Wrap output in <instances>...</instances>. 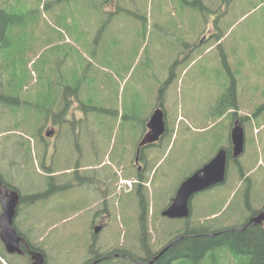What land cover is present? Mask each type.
Masks as SVG:
<instances>
[{
	"label": "rangeland",
	"instance_id": "1",
	"mask_svg": "<svg viewBox=\"0 0 264 264\" xmlns=\"http://www.w3.org/2000/svg\"><path fill=\"white\" fill-rule=\"evenodd\" d=\"M2 3L15 15L13 33L0 40V92L7 95L5 106L0 103V135L15 144L14 151L7 149L6 159L14 162L15 183L33 194L47 189V176L58 183L73 178L77 157L73 138L78 133L73 126L67 128L63 111L67 103L62 99L56 121L59 135L52 147L56 152L45 159L47 168L39 140L40 107L51 106L66 87L71 89L68 102L76 107L81 103L85 110L76 109L77 118H82L81 136L86 130V142H95L98 153L105 155L100 163L123 174L119 195L112 197L114 208H109L113 218L98 234L92 228L94 197L80 188L59 189L50 199L22 206L15 223L46 249L50 264H87L92 248L107 255L125 250L147 256L139 222L138 170L146 176L142 195L149 209L151 250L156 252L185 229L187 219H171L163 211L188 176L231 146L234 110L244 120L245 147L237 160L246 175L242 177L238 161L231 160L224 183L193 197L192 221L214 226L237 223L252 209L264 207V0ZM46 65L57 67L48 71ZM231 73L237 80L238 109L226 104ZM53 85L58 92H50ZM158 105L165 110L168 129L160 142L144 149L145 158L135 162V143ZM132 130L131 144L127 139ZM120 160L124 165L118 167ZM81 161L89 166L85 162L92 156ZM123 169L134 174L125 175ZM122 179L138 182L130 187ZM133 186L134 192L119 193ZM97 189L108 192L107 184ZM107 200L110 204L112 199ZM121 257L113 255L106 264H138ZM239 261L221 247L195 264ZM0 264L29 263L22 255L8 253L0 239Z\"/></svg>",
	"mask_w": 264,
	"mask_h": 264
},
{
	"label": "flooded vegetation",
	"instance_id": "2",
	"mask_svg": "<svg viewBox=\"0 0 264 264\" xmlns=\"http://www.w3.org/2000/svg\"><path fill=\"white\" fill-rule=\"evenodd\" d=\"M0 103L3 104V106H5V104L7 103V95L5 92H0ZM79 103V102H78ZM159 106V105H158ZM157 106V107H158ZM80 107L82 109V111L84 112V107L83 105H81V103H79L76 107V103H67L64 108L63 111L66 113V117L65 119L67 120L66 124H67V128L71 129L73 126V129L76 130V132L78 133L76 135V137L74 136L73 138V144H74V148L76 151V163L74 165V167L71 169V173L73 175V178L71 177L66 183H62V182H55L56 179L54 178V176H47L48 177V181L46 183V188L44 190H40L36 193L33 194H27L25 192H23L19 186L17 185V183H15L16 178H17V171L13 168V164L14 162L11 164L7 163V149H12V151H14L15 149V144H13L11 141V139L9 140L8 137H4L5 135H0V205L1 204V199L2 198H10V195H12V191H16L19 193V204L16 208V213H15V218H14V225L17 228V230L20 232L19 234L21 236H23L25 242H22V248L24 253L23 254H19L24 256L25 258H27V261L29 264H32L33 262V258L31 255L32 250L34 251H40L44 254L45 256V260H46V264H50L49 262V256L48 253L46 252V249L36 245L35 243H33L28 237L27 235L24 234V232L20 231V227L18 225H16L15 221L16 219H18V217H21L22 215V206L28 205L29 203H34L40 199H50L51 196L54 194L55 191L59 190V189H74V188H80L81 190H84L86 192H88L90 195H92L94 197L95 203H93V205H97L96 208L92 211V221H93V232L95 231V229L97 227H101V230L103 229V226H105L108 223V220H111L112 214H111V210H109V208L113 207L115 204L114 201V197L118 196V183L120 182V177L123 174H118L117 170H114L116 168H111L108 166V163H100L102 160V157L104 158L105 155H100L99 153H97V145L95 144V142H86V138H88L89 134L86 130H84L83 132V136H81V126H80V122L82 120L81 117L77 118V108ZM156 107V108H157ZM41 109V116L40 119L43 122L42 128L40 129V132H42L41 136L42 138L39 136V140L41 141L42 145H43V151H42V162H43V166L46 167V158L51 156V152L53 151L54 153L56 152L55 148L53 147V144L56 143L57 137L59 135L58 132V124L56 123V121L59 122V118L58 115L60 114V100H55L51 106H45V107H40ZM235 122H238L240 124H242L244 126V123L242 121V119L240 117H236L235 118ZM65 127V126H64ZM44 129V130H43ZM147 131V130H146ZM134 130L131 131L130 136L128 137L127 141H131L132 143H134ZM49 134V135H48ZM68 139L71 140L72 138L70 137V134L68 135ZM51 142V145H49V143ZM140 142V141H139ZM139 142L137 141L135 143V155H136V159L135 162H137V157H140L141 155V151L138 153V144ZM158 143V142H157ZM232 143V141H231ZM45 144L48 146L46 148ZM156 144V143H155ZM89 149V150H86ZM230 148V152L228 150V158L229 161L230 159H236L233 157V144H231ZM87 151L91 154V152H94L92 157V161L91 162H87L86 158L84 159L85 156H87ZM81 159H84L86 162V164H90L89 166H82L79 165L78 167H76L77 164H79V161H81ZM110 163L112 164L111 166H113V163L111 160H109ZM100 163V164H99ZM99 164V165H98ZM135 164V163H134ZM7 165V166H6ZM123 162L121 163V165H118V167L123 166ZM104 166V167H103ZM103 167V168H102ZM47 168V167H46ZM105 168H107V170H105ZM137 169H140V167H137ZM123 172L125 175H130V174H134L133 172H129V173H125L124 169ZM92 180V181H90ZM123 180V179H122ZM132 183L130 185V187L132 186V184H136L138 181L136 179H131ZM123 182V181H122ZM108 187V192L106 194V190L103 193L101 190L99 191L97 189V185H104ZM116 186H117V192H116ZM136 190V189H135ZM134 186L127 191H121L119 192L121 193H131L134 192ZM108 194H110V197H107ZM117 194V195H116ZM113 197V198H112ZM100 199L99 201H97V199ZM108 198H111V202L109 204L108 202ZM114 201V203H113ZM3 209V207H2ZM99 209V210H98ZM264 209H261L260 211H255L253 213H251L252 215L248 217V219L246 220V222L239 227V230H245L247 227H253V226H257V225H261L264 226V222L263 223H256L253 222L252 219L257 216L261 211H263ZM3 212V210H2ZM1 212V213H2ZM0 213V215H1ZM114 216V214H113ZM94 234H98L95 233ZM5 247V245H4ZM6 248V247H5ZM95 251V252H94ZM8 252V251H7ZM128 254L122 252L118 254H113L115 256H119L122 255L123 257H125L124 259H131L132 262H136L138 264H154V262H156L158 259H155L158 256L159 252H154L151 254L149 252H146L147 256H141L139 254H134L131 251H127ZM9 253V252H8ZM13 255H17L18 253H11ZM92 255L93 258L87 262V264H106V261L108 259L111 258V256L113 257V255H107L104 252H99L95 249H92ZM121 257V258H123Z\"/></svg>",
	"mask_w": 264,
	"mask_h": 264
},
{
	"label": "trees",
	"instance_id": "3",
	"mask_svg": "<svg viewBox=\"0 0 264 264\" xmlns=\"http://www.w3.org/2000/svg\"><path fill=\"white\" fill-rule=\"evenodd\" d=\"M3 6H4L3 3L0 4V40L1 41L4 40V38L10 33H13L14 31L13 25H14V17H15V15L13 14L14 13L13 10L8 11ZM220 40L221 39H219V41ZM56 67L57 65L55 66L54 69H51L49 65H46V69L48 71H55ZM231 75H232V83L229 86V90L225 95V98L227 99L226 104L227 106L229 105L230 107H234L235 109H238L239 96H238L237 80L233 73H231ZM50 92H58L55 85L52 86ZM64 92L65 94L59 96L58 98H55V100L61 101L62 99L63 102L68 103V96L66 95L68 92H71V89L69 87H66ZM10 111L12 112L11 109ZM234 116L235 118L240 117L237 111L236 112L234 111ZM241 119L244 123L243 118ZM126 148L127 145H125V150L122 159H125ZM226 148L230 152L229 146ZM93 154L94 152H91V154L85 156L84 159ZM140 158L142 159L145 158L144 149H142L141 151ZM237 159L238 158L236 159L231 158L230 161L231 160L238 161ZM121 160H120V165H121ZM81 162L82 161H79V164H77L76 167L81 165ZM238 165L240 166V172L242 177H245L246 173L244 172L242 166L240 165V161H238ZM136 176L139 177V179L141 180V183L137 185L136 189H138V192L140 194V205L142 209V213L139 218V222L141 226L142 248L145 251L152 254L153 251L151 249L153 248L152 247L150 248L149 239H148L150 233L148 228L149 209H148L147 200L142 195L144 187H146L144 184V180L146 179V176L141 170L137 171ZM261 209H264V207ZM261 209H259L258 211H260ZM252 210L253 212L257 211L254 209ZM251 215L252 214L250 213L247 216H245L243 218V221L241 222L225 223L221 226L197 224L192 221L193 205L191 201V215L190 217L185 218L187 219L186 228L177 232V235L171 238L169 242H166L162 248L160 249L157 248L158 250L156 252L161 253L162 250L165 251L158 258V260L154 262V264H172L176 260L187 261L188 264L190 262L192 264L199 263L210 254L211 256H214L216 250L221 247L230 249L235 256L239 257L240 259L239 264H264V226L261 225H257L253 227L250 226L247 227L245 230H239L240 229L239 227H241L246 222L248 217ZM97 251L100 252V250ZM120 251H123L126 254H128L125 250H120Z\"/></svg>",
	"mask_w": 264,
	"mask_h": 264
},
{
	"label": "water",
	"instance_id": "4",
	"mask_svg": "<svg viewBox=\"0 0 264 264\" xmlns=\"http://www.w3.org/2000/svg\"><path fill=\"white\" fill-rule=\"evenodd\" d=\"M167 128L165 110L159 106L151 114L147 122V131L138 144V153L142 148L144 149L159 142L165 135ZM231 141L233 144V157L238 158L245 147V129L242 124L235 122L231 130ZM138 160L139 157H137ZM228 164V150L224 147L219 150L213 159L180 184L171 203L164 209L163 216L171 219L190 217V204L193 197L201 191L224 183L227 178ZM1 204L3 212L0 215V239L9 253L23 254L22 242H25V240L14 225L16 208L19 204V193L12 191L10 198L1 199ZM252 221L263 223L264 210L255 216ZM99 231H101V227H97L94 232L99 233ZM164 251L162 250L155 259H158ZM31 255L33 258L32 264H46L45 256L42 252L32 250Z\"/></svg>",
	"mask_w": 264,
	"mask_h": 264
},
{
	"label": "built area",
	"instance_id": "5",
	"mask_svg": "<svg viewBox=\"0 0 264 264\" xmlns=\"http://www.w3.org/2000/svg\"><path fill=\"white\" fill-rule=\"evenodd\" d=\"M123 183H125L126 185H127V184L131 185L132 180H124Z\"/></svg>",
	"mask_w": 264,
	"mask_h": 264
},
{
	"label": "bare ground",
	"instance_id": "6",
	"mask_svg": "<svg viewBox=\"0 0 264 264\" xmlns=\"http://www.w3.org/2000/svg\"><path fill=\"white\" fill-rule=\"evenodd\" d=\"M233 109H235V108H233ZM235 111V110H234ZM236 112V111H235ZM240 115V114H239ZM241 116V115H240ZM190 207H191V204H190ZM0 208H1V206H0ZM3 210V209H2ZM95 252V251H94Z\"/></svg>",
	"mask_w": 264,
	"mask_h": 264
},
{
	"label": "crops",
	"instance_id": "7",
	"mask_svg": "<svg viewBox=\"0 0 264 264\" xmlns=\"http://www.w3.org/2000/svg\"><path fill=\"white\" fill-rule=\"evenodd\" d=\"M256 86H258V85H256ZM247 90H248V91H251L248 87H247Z\"/></svg>",
	"mask_w": 264,
	"mask_h": 264
}]
</instances>
